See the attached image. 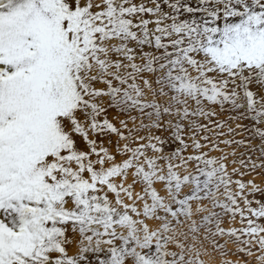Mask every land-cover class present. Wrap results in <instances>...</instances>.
<instances>
[{"label": "snow or ice", "instance_id": "snow-or-ice-1", "mask_svg": "<svg viewBox=\"0 0 264 264\" xmlns=\"http://www.w3.org/2000/svg\"><path fill=\"white\" fill-rule=\"evenodd\" d=\"M0 264H264V0H0Z\"/></svg>", "mask_w": 264, "mask_h": 264}]
</instances>
